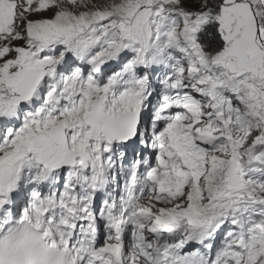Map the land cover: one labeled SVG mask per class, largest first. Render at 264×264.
I'll list each match as a JSON object with an SVG mask.
<instances>
[{
	"label": "snow or ice",
	"instance_id": "obj_1",
	"mask_svg": "<svg viewBox=\"0 0 264 264\" xmlns=\"http://www.w3.org/2000/svg\"><path fill=\"white\" fill-rule=\"evenodd\" d=\"M0 264H264V0H0Z\"/></svg>",
	"mask_w": 264,
	"mask_h": 264
}]
</instances>
